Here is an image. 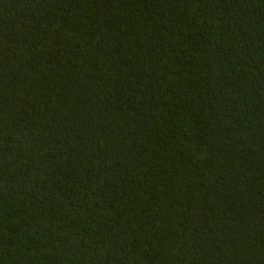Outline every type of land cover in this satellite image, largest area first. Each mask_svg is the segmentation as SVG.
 I'll return each mask as SVG.
<instances>
[{
	"label": "trees",
	"instance_id": "1",
	"mask_svg": "<svg viewBox=\"0 0 264 264\" xmlns=\"http://www.w3.org/2000/svg\"><path fill=\"white\" fill-rule=\"evenodd\" d=\"M0 264H264V0H0Z\"/></svg>",
	"mask_w": 264,
	"mask_h": 264
}]
</instances>
